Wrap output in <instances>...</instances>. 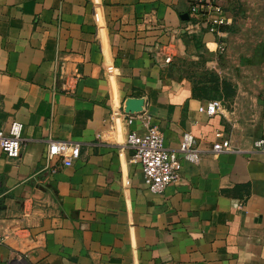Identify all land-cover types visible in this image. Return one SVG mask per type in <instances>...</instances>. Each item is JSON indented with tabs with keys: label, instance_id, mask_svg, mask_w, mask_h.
Returning a JSON list of instances; mask_svg holds the SVG:
<instances>
[{
	"label": "crops",
	"instance_id": "obj_1",
	"mask_svg": "<svg viewBox=\"0 0 264 264\" xmlns=\"http://www.w3.org/2000/svg\"><path fill=\"white\" fill-rule=\"evenodd\" d=\"M213 1L217 32L194 0H0V126L23 125L20 155L0 149V264H264V0ZM184 56L242 68L231 104L199 110L213 98L177 74ZM148 124L199 151L160 193L125 143Z\"/></svg>",
	"mask_w": 264,
	"mask_h": 264
},
{
	"label": "built area",
	"instance_id": "obj_2",
	"mask_svg": "<svg viewBox=\"0 0 264 264\" xmlns=\"http://www.w3.org/2000/svg\"><path fill=\"white\" fill-rule=\"evenodd\" d=\"M190 14L204 16L206 28L212 32L218 31V26L226 23L221 5L213 0H194L190 4ZM223 103L218 98L210 99L199 107L209 115L221 111ZM23 125L12 121L7 128L0 126V149L7 157H18L21 152ZM126 146L130 149L129 161L139 163L148 188L154 193H160L171 182L178 180L181 159L185 158L198 162L199 151L195 146V138L190 131L181 135L177 150L166 147L162 132L154 125H146L143 133L129 131L125 138ZM253 147L264 150V136L253 140ZM231 148L230 140L217 139L211 145L212 153H220ZM79 146L66 141L48 139L46 155L62 156L61 164L69 166L78 157Z\"/></svg>",
	"mask_w": 264,
	"mask_h": 264
},
{
	"label": "rangeland",
	"instance_id": "obj_3",
	"mask_svg": "<svg viewBox=\"0 0 264 264\" xmlns=\"http://www.w3.org/2000/svg\"><path fill=\"white\" fill-rule=\"evenodd\" d=\"M264 47L258 48L252 58L263 56ZM251 53V52H250ZM233 57H237L236 54ZM176 72L178 75L190 77L194 85L206 87L211 95L218 97L224 106L232 102L233 87L231 80H228L230 74L234 73L238 66H221L222 63H216L209 66L207 60L203 58L191 59L189 57H180L177 60Z\"/></svg>",
	"mask_w": 264,
	"mask_h": 264
},
{
	"label": "water",
	"instance_id": "obj_4",
	"mask_svg": "<svg viewBox=\"0 0 264 264\" xmlns=\"http://www.w3.org/2000/svg\"><path fill=\"white\" fill-rule=\"evenodd\" d=\"M181 17L183 19L188 18V13H182ZM143 100L140 97H129L125 101V111L126 112H136L142 109Z\"/></svg>",
	"mask_w": 264,
	"mask_h": 264
},
{
	"label": "trees",
	"instance_id": "obj_5",
	"mask_svg": "<svg viewBox=\"0 0 264 264\" xmlns=\"http://www.w3.org/2000/svg\"><path fill=\"white\" fill-rule=\"evenodd\" d=\"M201 90H202V92H203L204 94H207L209 98H216L214 94L211 95V94L207 91L206 87H202Z\"/></svg>",
	"mask_w": 264,
	"mask_h": 264
}]
</instances>
